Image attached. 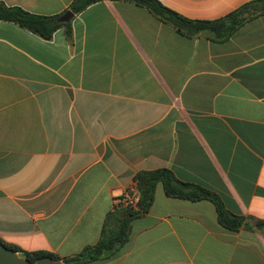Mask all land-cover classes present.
<instances>
[{
  "label": "crops",
  "instance_id": "crops-1",
  "mask_svg": "<svg viewBox=\"0 0 264 264\" xmlns=\"http://www.w3.org/2000/svg\"><path fill=\"white\" fill-rule=\"evenodd\" d=\"M217 20L255 0H158ZM72 0H0L53 16ZM49 40L0 21V241L73 256L95 245L134 176L167 169L264 220V16L223 43L99 2ZM138 192V191H137ZM251 221L247 224L252 226ZM113 257L85 264H264V233L231 232L209 201L159 184Z\"/></svg>",
  "mask_w": 264,
  "mask_h": 264
},
{
  "label": "trees",
  "instance_id": "trees-1",
  "mask_svg": "<svg viewBox=\"0 0 264 264\" xmlns=\"http://www.w3.org/2000/svg\"><path fill=\"white\" fill-rule=\"evenodd\" d=\"M129 3L146 10L154 19L170 26L175 32L186 38H199L207 35L216 43H223L233 36L244 24L264 16V0H255L242 5L227 16L217 20H191L166 8L158 0H72L68 9L53 16H43L24 11L19 7H7L0 3V21H7L38 35L44 40L51 39L53 33L63 29L68 41L72 38L71 20L59 22L60 17L67 11L74 16L87 7L99 2ZM134 184L139 193L136 206L114 207L107 214L98 242L84 248L78 254L59 257L47 252H26L15 246L2 243L6 248L20 253L30 262L44 257H50L62 264H85L98 260H106L116 255L129 241L131 222L148 213L155 196L157 185L163 187L167 197L189 202L209 201L217 212L218 223L224 229L237 232L241 228L256 230L264 233V220L245 218L229 213L219 197L209 190L194 184L180 182L167 169L141 171L134 176ZM251 221L252 226L247 224Z\"/></svg>",
  "mask_w": 264,
  "mask_h": 264
},
{
  "label": "water",
  "instance_id": "water-1",
  "mask_svg": "<svg viewBox=\"0 0 264 264\" xmlns=\"http://www.w3.org/2000/svg\"><path fill=\"white\" fill-rule=\"evenodd\" d=\"M73 14L70 11L65 12L59 19L61 23H67L73 18ZM0 264H62L55 262L50 257H44L36 260L35 262H30L23 258L20 253L6 248L2 243H0Z\"/></svg>",
  "mask_w": 264,
  "mask_h": 264
},
{
  "label": "built area",
  "instance_id": "built-area-1",
  "mask_svg": "<svg viewBox=\"0 0 264 264\" xmlns=\"http://www.w3.org/2000/svg\"><path fill=\"white\" fill-rule=\"evenodd\" d=\"M139 200V193L133 191L114 199V207H131L136 206Z\"/></svg>",
  "mask_w": 264,
  "mask_h": 264
}]
</instances>
